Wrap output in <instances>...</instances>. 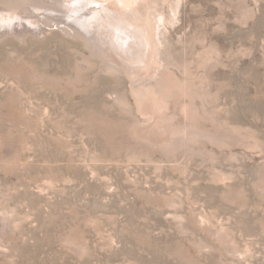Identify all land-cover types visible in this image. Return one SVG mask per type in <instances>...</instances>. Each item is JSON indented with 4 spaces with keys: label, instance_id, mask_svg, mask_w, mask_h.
Masks as SVG:
<instances>
[{
    "label": "rangeland",
    "instance_id": "rangeland-1",
    "mask_svg": "<svg viewBox=\"0 0 264 264\" xmlns=\"http://www.w3.org/2000/svg\"><path fill=\"white\" fill-rule=\"evenodd\" d=\"M0 264H264V0H0Z\"/></svg>",
    "mask_w": 264,
    "mask_h": 264
},
{
    "label": "bare ground",
    "instance_id": "bare-ground-1",
    "mask_svg": "<svg viewBox=\"0 0 264 264\" xmlns=\"http://www.w3.org/2000/svg\"><path fill=\"white\" fill-rule=\"evenodd\" d=\"M88 2H94L95 0H87ZM97 6V5H96ZM103 5H99V10H97L98 11V13H96V12H94L93 11V13L92 14H90L89 15V17H88V21L90 20V23H92V22H94V21H96V23L98 24V23H101V22H103L104 23V21L103 20H107V22H109L110 23V27H111V25H112V21H111V19L109 18V15L107 14V12H106V9L104 8V7H102ZM103 10H105V14H103L104 13V11ZM86 11V10H85ZM86 14H87V12H84L83 14H81V19L82 20H84L83 22H87V19L85 18V16H86ZM86 19V21H85V19ZM90 18V19H89ZM103 18V19H102ZM109 20V21H108ZM96 23H94V24H96ZM100 25V24H99ZM98 25V26H99ZM101 26H103L102 24H101ZM112 28V27H111ZM111 30V29H110ZM114 30V31H113ZM123 29H121V26L118 24V25H116L115 24V28H112V32H114V34H116V36L118 37L120 34H121V32L120 31H122ZM116 37V40H119V38L120 37H118L117 38ZM111 43V42H110ZM112 44V43H111ZM109 46V45H108ZM114 46V45H113Z\"/></svg>",
    "mask_w": 264,
    "mask_h": 264
}]
</instances>
